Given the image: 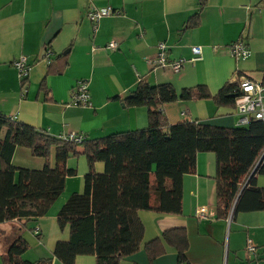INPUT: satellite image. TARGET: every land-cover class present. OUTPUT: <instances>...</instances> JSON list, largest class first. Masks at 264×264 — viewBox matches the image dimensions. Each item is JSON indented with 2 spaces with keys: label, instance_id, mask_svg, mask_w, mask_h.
Segmentation results:
<instances>
[{
  "label": "crops",
  "instance_id": "crops-1",
  "mask_svg": "<svg viewBox=\"0 0 264 264\" xmlns=\"http://www.w3.org/2000/svg\"><path fill=\"white\" fill-rule=\"evenodd\" d=\"M103 7L114 13L95 24L86 19L89 10ZM196 13L197 25L185 28ZM235 41L248 48L249 58L230 56L229 45ZM109 42H115L116 48L108 49ZM159 42L167 47L163 67L149 63ZM192 46L201 49L194 62L189 61ZM46 49L49 63L41 57ZM22 56L30 69L21 79L13 61ZM178 59L186 62L174 73L169 64ZM263 74L264 0H205L201 7L199 0H0V114L50 136L75 133L94 139L145 128L146 108L123 103L140 80L169 83L178 93L203 85L214 95L238 77L260 83ZM79 81L87 85L88 106L70 104ZM163 112L170 124L197 120L227 129L240 125L234 104L217 105L210 98L177 100L166 104ZM48 163L54 167V151ZM11 164L41 169L45 160L17 147ZM65 166L75 174L66 178L63 193L33 229L21 232L28 244L24 260L52 257L56 241L68 238V229L57 227L56 214L71 193L82 191L88 165L79 154L70 155ZM94 168L101 172L103 164ZM215 174V155L197 154L195 172L182 178L180 215L138 212L142 245L161 238L164 230L183 227L187 264H264V210L217 219ZM256 184L264 187V175H257ZM200 209L203 216L197 213ZM18 226L16 220L0 225V264L6 237ZM162 243L164 252L152 261L141 246L119 264H178L176 250ZM247 244L254 247L252 253L246 251ZM50 264L61 263L53 258ZM73 264H95V258L79 255Z\"/></svg>",
  "mask_w": 264,
  "mask_h": 264
},
{
  "label": "trees",
  "instance_id": "trees-1",
  "mask_svg": "<svg viewBox=\"0 0 264 264\" xmlns=\"http://www.w3.org/2000/svg\"><path fill=\"white\" fill-rule=\"evenodd\" d=\"M204 1L199 0L200 7ZM198 16L194 14L184 27H195ZM260 84L264 87V74ZM238 86V81L225 84L214 95L203 85L178 93L169 83L152 85L140 80L123 103L145 107L147 126L94 139L81 134L79 143L50 136L0 114V225L13 220L20 223L6 237L2 264H50L53 258L61 264H73L79 255L94 256L95 264H119L141 246L152 261L164 252L162 242L176 250L178 264H187L185 228L164 230L161 238L142 245L143 225L138 212L180 215L182 178L195 172L199 153L215 155L217 219L264 210V187L256 184L257 175H264L261 121L251 119L231 129L197 120L170 124L163 112L166 104L177 100L210 98L217 105H233L240 93ZM17 147L43 158V168L14 167L11 156ZM51 150L54 167L48 163ZM79 154L85 156L88 165L82 191L71 193L55 218L59 230L68 229L67 240L56 241L52 257L24 260L28 244L21 232L33 229L34 222L61 196L66 178L75 174L65 163L70 155ZM96 163L103 164L101 172L95 170Z\"/></svg>",
  "mask_w": 264,
  "mask_h": 264
},
{
  "label": "built area",
  "instance_id": "built-area-1",
  "mask_svg": "<svg viewBox=\"0 0 264 264\" xmlns=\"http://www.w3.org/2000/svg\"><path fill=\"white\" fill-rule=\"evenodd\" d=\"M114 13V10L110 7L94 8L87 12L86 17L89 21L97 23L102 17H106ZM108 49H115L116 43L109 42L107 44ZM157 51L154 57L149 60V63L153 66L163 67L167 60V47L164 43L159 42L156 46ZM192 58L189 61L194 62L200 59L201 49L198 46L191 47ZM229 54L235 60H246L250 57L251 52L248 48L241 42L235 41L229 45ZM42 58L46 59L49 63L50 51L48 49L44 50ZM186 62L185 59H178L172 61L169 66L172 72L178 73ZM13 66L17 70L19 78H26L29 73V65L26 63L25 57H19L17 60L13 61ZM239 82V94L235 98V110L239 115V124L244 125L249 122V120L254 119L261 121L264 124V87L250 79L244 77H238ZM90 98L87 91V85L83 81L77 82L71 93V105L74 106H88ZM14 120V118H11ZM64 138L79 143L82 139L81 134L69 133L63 136ZM200 216H203L204 209H200L198 212ZM246 251L252 253L254 247L251 244H247Z\"/></svg>",
  "mask_w": 264,
  "mask_h": 264
},
{
  "label": "rangeland",
  "instance_id": "rangeland-1",
  "mask_svg": "<svg viewBox=\"0 0 264 264\" xmlns=\"http://www.w3.org/2000/svg\"><path fill=\"white\" fill-rule=\"evenodd\" d=\"M51 152L53 153V150H51ZM54 160H55V158H54ZM23 256H24V255H23ZM23 256H22V257H23ZM23 258H24V257H23Z\"/></svg>",
  "mask_w": 264,
  "mask_h": 264
},
{
  "label": "water",
  "instance_id": "water-1",
  "mask_svg": "<svg viewBox=\"0 0 264 264\" xmlns=\"http://www.w3.org/2000/svg\"><path fill=\"white\" fill-rule=\"evenodd\" d=\"M253 172H254V169H253V171L251 173H253Z\"/></svg>",
  "mask_w": 264,
  "mask_h": 264
}]
</instances>
